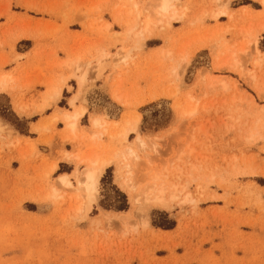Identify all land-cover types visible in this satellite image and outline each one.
I'll return each instance as SVG.
<instances>
[{"label": "rangeland", "instance_id": "374dc122", "mask_svg": "<svg viewBox=\"0 0 264 264\" xmlns=\"http://www.w3.org/2000/svg\"><path fill=\"white\" fill-rule=\"evenodd\" d=\"M155 1L0 0V264H264V6L176 0L168 21ZM82 106L74 133L52 122ZM93 153L112 162L87 210ZM162 181L166 205L136 207Z\"/></svg>", "mask_w": 264, "mask_h": 264}, {"label": "bare ground", "instance_id": "6f19581e", "mask_svg": "<svg viewBox=\"0 0 264 264\" xmlns=\"http://www.w3.org/2000/svg\"><path fill=\"white\" fill-rule=\"evenodd\" d=\"M153 1H155V0H153ZM176 0H157V6H156V10H157V14L159 13V14H161V16H164V14H166V13H169V19H168V21L169 20H173V19H178V18H180L181 17V14L180 13H178L177 12V10H175V9H173L174 8V2H175ZM257 1H259L263 6H264V0H257ZM156 2V1H155ZM154 7V6H153ZM226 7V6H225ZM180 10V9H179ZM228 10V9H227ZM182 12V11H181ZM184 12V11H183ZM185 13V12H184ZM226 13V11H216V12H214L213 13V17L212 18H217V17H219L220 15H224ZM128 14V13H127ZM183 14V13H182ZM211 16V15H210ZM232 16V15H231ZM127 17V16H126ZM164 18H165V16H164ZM150 20V19H149ZM161 20V19H160ZM167 20V19H166ZM165 20V21H166ZM203 20V19H202ZM143 21V20H142ZM141 21V22H142ZM144 23V22H143ZM142 23V24H143ZM167 23V22H166ZM249 23V22H248ZM147 24H148V20L146 21V23H145V25L147 26ZM168 24V23H167ZM125 25V24H124ZM127 25V24H126ZM146 26H145V32H146V29H148L149 30V28H146ZM126 27V26H125ZM134 27V26H133ZM132 27V28H133ZM148 27V26H147ZM143 29V28H142ZM131 31V30H130ZM242 31V30H241ZM128 32V31H127ZM128 36V35H127ZM124 40H125V38H123ZM209 39V38H208ZM197 40V39H196ZM193 43H195V42H193ZM226 49V48H225ZM242 49V48H241ZM228 52V51H227ZM129 53V52H128ZM230 54V53H229ZM105 55V54H104ZM115 56H117V54L115 55ZM127 57V53H125V54H123V56L121 57V59L122 60H124V59H127L126 58ZM232 57V56H231ZM221 60V59H220ZM224 60V59H223ZM222 60V61H223ZM187 61L188 60H186V63H187ZM231 61V60H230ZM219 62V61H218ZM217 62V63H218ZM72 63V62H71ZM216 63V62H215ZM216 63V64H217ZM229 63V62H228ZM260 63V59L259 58H256L255 60H254V64L257 66L258 64ZM98 65L96 66H94V67H101V65H100V63L98 62L97 63ZM253 64V65H254ZM103 65V64H102ZM223 65V64H222ZM227 65V64H226ZM77 66V65H76ZM104 67V66H103ZM224 66H221V64L220 65H216V68H218V69H220V68H223ZM77 69L79 68V66H77L76 67ZM102 68V67H101ZM100 68V69H101ZM225 68H229L230 70H234L235 69V67H234V63H232L231 65H229V66H227V67H225ZM96 69V68H95ZM104 68H102V70H103ZM80 71V70H79ZM101 71V70H100ZM85 75H86V72L85 71H83V72H80V74L79 75H75V79H76V82H77V86H78V89H77V92H76V94H75V96H73V98L70 100V105L73 107L74 106V101H75V99L77 98V95L78 94H80V93H82V85H83V83H84V80H85ZM93 76V75H92ZM245 76V75H244ZM247 76H249L252 80L254 79V76L255 75H253V73L251 72H249L248 73V75ZM4 77L5 76H1L0 77V89H1V87H2V85H3V79H4ZM60 78V77H59ZM217 79V78H216ZM6 80V79H5ZM60 80V79H59ZM58 80V81H59ZM61 80H64V79H61ZM215 81H217V80H215ZM214 81V82H215ZM227 80H225L224 81V79H222V80H218V82H216L218 85H219V87H221V89H225V88H227V87H229V84L226 82ZM62 83H64L63 81H61V82H55L54 81V84H51V86L48 88V90H47V97H46V101L44 102V104L46 105V106H48V105H50V103H54V102H56L58 99H59V95H60V90H61V85H62ZM210 83V82H209ZM213 84V83H212ZM233 84V83H232ZM50 85V84H49ZM212 87V86H211ZM113 99L115 100V101H120V97L118 96V95H116V93L115 94H113ZM51 100V101H50ZM44 101V100H43ZM75 109V108H74ZM83 110H84V108H83V106L81 107V108H79V109H75L72 113H67V112H64V113H62V114H60V115H57L56 117H53V119H52V121L54 122L55 120H58V119H60V120H62V122L64 123V125H65V128H66V130L68 131V132H70V133H74L75 132V130H76V127L78 126L77 125V123H78V118L83 114ZM194 112V109H191V110H189L188 111V114L189 115H191L192 113ZM103 118V117H102ZM101 117H99V116H94L92 119H91V125L93 126V127H101V126H103L104 124H105V122L103 121V119H102ZM105 118H108V117H106V115H105ZM135 118V117H134ZM133 119V118H132ZM108 120V119H107ZM124 123H125V126L123 125L122 126V130L120 131V134H118L122 139H126V137H127V135L128 134H130V133H133V132H136V130H137V127H138V123H139V117L138 116H136V118L135 119H133L132 121H129V120H125L124 121ZM109 124H111V123H109ZM91 127V126H90ZM109 127V126H108ZM104 128V132L106 131V127L104 126L103 127ZM93 129V128H92ZM96 129V128H95ZM100 131V130H99ZM98 131V132H99ZM101 133V132H100ZM102 133H103V131H102ZM101 133V134H102ZM107 132H105V134H106ZM97 134V133H96ZM100 134V135H101ZM65 135V134H64ZM93 135H95V134H93ZM104 135V134H103ZM108 135V134H107ZM65 136H67V135H65ZM74 138V137H73ZM95 138H97V139H100L99 138V135H95ZM120 138V139H121ZM92 139V141H93V137L91 138ZM135 140L137 141V145H135V146H140L139 148H142L143 147V145H144V141H143V139H141L140 137H139V135H137L136 136V138H135ZM69 141H70V139H69ZM72 141V140H71ZM96 142V141H95ZM135 143V142H134ZM95 144V143H94ZM136 144V143H135ZM98 148V147H97ZM125 150L127 151V152H118V154L119 153H121V155L124 153L125 155H130V156H132L133 154H134V151L133 150H131V149H126L125 148ZM115 154H116V152H115ZM93 155H94V153H93ZM93 155H91V156H93ZM120 156V155H119ZM136 156V155H135ZM113 157V156H112ZM121 157H123V155L122 156H120V158ZM75 158V157H74ZM77 158V157H76ZM124 159H126V158H128V157H123ZM127 160V159H126ZM78 161V160H77ZM112 162V159H110V158H107V157H105V156H103V155H100V154H95L93 157H85V158H79V163H84V165H86V167L84 168V169H82L83 171L82 172H80V176H81V179H78V181H77V183H78V186L80 187V188H82V190H83V192L85 193V199H86V201H87V203H86V205H87V207H86V209L88 210L90 207H91V204H92V202H93V200L95 199V194L97 193V185H98V182H99V179H100V177H101V175L103 174V172H104V170L110 165V163ZM124 162H125V160H124ZM126 163V162H125ZM122 164V163H121ZM123 165V164H122ZM54 167V166H53ZM121 169H123V168H121ZM126 177V176H125ZM154 178V180L155 179H157V176H154L153 177ZM158 180V179H157ZM58 181H59V184H61V185H63V186H66V187H69L70 186V181L68 180V177H67V175L66 174H63V175H60V176H58ZM160 181V180H159ZM162 182H164V181H162ZM152 183H154V182H152ZM158 183V182H157ZM169 183V182H168ZM164 184H165V182L163 183V184H161L160 182L157 184V185H153V186H151L150 188H148V186L147 187H145V188H147L145 191H144V193L142 194V198H141V196H140V198H139V195L138 194H135V196H134V201H135V203H140L141 202V200L142 201H144V203H153V204H155V205H160V206H162V205H166V203H167V200L164 198V192H165V190H166V185H165V187H164ZM171 185V184H170ZM173 185V184H172ZM167 187H169V186H167ZM131 188H132V186H131ZM171 188H172V186H171ZM171 188H169V189H171ZM177 188V187H176ZM134 190V189H133ZM144 189H142V191H143ZM170 191V190H169ZM174 191H176L175 190V187H174ZM173 190L172 191H170V196H169V198H173V197H175L174 195H173V192H174ZM56 192V191H55ZM54 192V193H55ZM141 192V191H140ZM178 192V191H177ZM142 193V192H141ZM176 193V192H175ZM53 197H55V194L53 195ZM84 201V200H83ZM134 201H133V203H134ZM142 202H141V204H139L138 206L136 205V207H138L139 209L141 208V206H142ZM168 205V204H167ZM163 207V206H162ZM145 223H146V221H144ZM144 224V223H143ZM148 224V223H147Z\"/></svg>", "mask_w": 264, "mask_h": 264}, {"label": "crops", "instance_id": "0c3cea01", "mask_svg": "<svg viewBox=\"0 0 264 264\" xmlns=\"http://www.w3.org/2000/svg\"><path fill=\"white\" fill-rule=\"evenodd\" d=\"M60 81H62V80H60ZM56 82H59V81L57 80ZM63 82H64V83H62V85L65 84V81H63ZM68 82L71 83L72 80H68ZM53 83H54V82H53ZM76 83H77V82H76ZM62 85H61V90H60L59 98H60V96L62 95V92H63V90H64V88H65V87H62ZM74 89H75V88H74ZM77 89H78V86H77ZM76 92H77V91H76ZM71 94H74L73 91L71 92ZM75 94H76V93H75ZM74 96H75V95H74ZM72 98H73V97H72ZM72 98H71V99H72ZM71 99H70V100H71ZM74 105H75V102H74ZM73 107H74V106H73ZM75 109H76V108H75ZM75 109H74V110H75ZM82 115H83V114H82ZM82 115H81V116H82ZM81 116H80V117H81ZM78 119H79V118H78ZM52 122H53V121H52ZM66 175H67V174H66Z\"/></svg>", "mask_w": 264, "mask_h": 264}]
</instances>
